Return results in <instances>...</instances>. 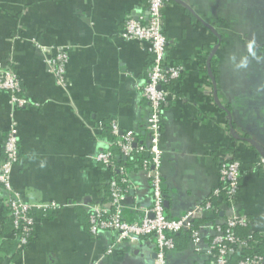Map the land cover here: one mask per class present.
<instances>
[{"label":"crops","instance_id":"crops-1","mask_svg":"<svg viewBox=\"0 0 264 264\" xmlns=\"http://www.w3.org/2000/svg\"><path fill=\"white\" fill-rule=\"evenodd\" d=\"M147 10L148 0H0V63L17 73L29 103L12 110L0 91V162L12 113L19 164L11 186L37 220L21 250L0 188V264H154L153 239L106 255L114 235L89 233L90 211L105 203L111 178L95 161L110 142L106 125L114 121L120 133L148 142L150 109L139 87L152 57L145 44L120 36L126 19L146 20ZM162 33L168 62L183 68L162 112L164 214L177 219L203 202L219 186L221 162L237 160L234 206L251 221L256 250H264V0H166ZM61 49L67 61L58 79L47 59ZM125 169L123 217L132 223L151 206L150 185L138 166ZM50 203L58 208L39 209ZM218 208L215 221H222L226 205ZM198 228L208 244L213 232ZM167 264L210 261L180 236Z\"/></svg>","mask_w":264,"mask_h":264},{"label":"built area","instance_id":"built-area-1","mask_svg":"<svg viewBox=\"0 0 264 264\" xmlns=\"http://www.w3.org/2000/svg\"><path fill=\"white\" fill-rule=\"evenodd\" d=\"M166 0H148V16L143 18H128L125 20L121 39L124 41L145 44L152 57L151 66L147 71L146 82L139 87L141 97L148 103L150 114L144 125L148 142L146 145L135 141L134 132L120 133L116 122L110 123L111 133L115 141L108 143V148L95 156V161L107 169L111 178L108 181V195L105 203L92 207L89 216V233L98 237L103 232L114 235L106 249V255H111L124 242L138 244L142 239H153L155 242L154 264H167L168 255L176 250L172 237L184 231L190 233V244L196 254L203 253L210 264H230L231 257L242 254L253 241L250 232L246 237L237 235L238 229H250L251 221L245 215L238 213L234 206L237 197L241 164L234 159H224L219 166V186L211 196L203 202L194 205L177 219H169L164 214V194L162 180V157L160 146L162 134V112L172 98L169 86L180 78L183 68L167 61L168 42L162 33L163 8ZM67 61L65 50L57 51L47 59L50 72L58 79L64 74ZM0 91L9 95V104L14 109L26 107L29 103L22 93V85L17 73L10 65L0 63ZM10 123L3 142V159L0 162V188L5 193L4 205L7 217L13 226V238L19 248L24 250L31 242L37 220L33 215V207L23 200V197L11 186V173L19 164L18 126L14 115H9ZM136 145V147H134ZM118 147L123 158L138 153L146 158L142 161L141 171L150 185L151 206L140 208L142 217L139 221L129 223L123 217V203L126 199L130 181L123 165L114 160L112 147ZM264 167V160L260 163ZM119 174L114 177L113 173ZM216 199L226 205L227 217L224 220L207 224L213 232L208 244H204L199 228H193L196 220L213 216L220 211L213 204ZM55 203L39 206L43 212L54 211ZM215 217V216H214ZM237 264H264L262 255L250 253L240 259Z\"/></svg>","mask_w":264,"mask_h":264},{"label":"trees","instance_id":"trees-1","mask_svg":"<svg viewBox=\"0 0 264 264\" xmlns=\"http://www.w3.org/2000/svg\"><path fill=\"white\" fill-rule=\"evenodd\" d=\"M167 61H168V60H167ZM172 64H174V63H172ZM174 65H176V64H174ZM103 135H104V136L107 138V140L110 141V142L116 140V137H114V136L112 135V133H111V129H110V126H109V125H106V128H105V131L103 132ZM141 139H142V138H141V135H140L139 133H137V134H136V137H135V141H136L138 144H140ZM141 145H145V144H141ZM110 150H111V152H112L113 155H114V160H115V162L118 163V164L123 165V166L126 167V168H130L131 166H138L139 168H141L142 161L146 158L145 156L140 155V154L134 152L133 155H131L130 157H128V158L125 159V158H123L122 154L120 153V150H119L118 147L114 146V147H112ZM241 169H242V167H241ZM113 175H114V177H116V178L119 177V174L116 173V172H114ZM220 203H221V202L218 201V200H216V199L213 200V204H214L216 207H218V205H219ZM219 213H220V212H217L216 214H214L213 216H211L210 219H209V218H206V219H201V220H196V221H194V223H193V228L196 229V228H198V227H199L200 225H202V224L214 223L215 220H216L217 218H219ZM214 216H215V217H214ZM236 233H237V235H239L240 237H246V236L249 235L250 231H249V229H238V230H236ZM252 235H253V241H255V240H256V238H255L256 236H254V234H252ZM180 236H182L183 239H184L185 241H189V242H190V233L184 231V232H182V233L172 235V237H173V239H174V241H175V243H176V246H177V240H178V238H179ZM250 246H251V247L254 246V243H250ZM254 247H255V246H254ZM257 247H258V245H257ZM259 248H261V247H259ZM259 248H258V249H259ZM254 249H255V248H249L248 250L244 251V252H243L242 254H240V255H238V254L233 255V256L231 257V259H230V261H231L230 264H237V263L240 261V259H241L242 257H244V256H246V255H248V254H250V253H254V251L257 252V254L262 255V256L264 257V250H263L262 248H261L260 250H254Z\"/></svg>","mask_w":264,"mask_h":264},{"label":"water","instance_id":"water-1","mask_svg":"<svg viewBox=\"0 0 264 264\" xmlns=\"http://www.w3.org/2000/svg\"><path fill=\"white\" fill-rule=\"evenodd\" d=\"M134 147H136V145H134Z\"/></svg>","mask_w":264,"mask_h":264}]
</instances>
